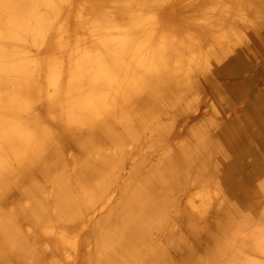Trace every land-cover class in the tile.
I'll list each match as a JSON object with an SVG mask.
<instances>
[{
    "label": "rangeland",
    "instance_id": "374dc122",
    "mask_svg": "<svg viewBox=\"0 0 264 264\" xmlns=\"http://www.w3.org/2000/svg\"><path fill=\"white\" fill-rule=\"evenodd\" d=\"M42 1L40 3H43L47 11L45 16L48 25L46 28L37 25L39 29L36 27L34 31L32 30V34L28 30L27 41L22 46V54L24 53L27 56L26 59L31 61L28 63L30 71L27 75L38 79L36 80L38 85L45 81L47 83V79L55 70V63L52 65L43 62L42 57L39 56L40 52L46 51L53 43L54 33L57 30L69 31L72 26L69 24L71 18H67V25L61 23L63 13L51 7L45 0ZM187 1L190 2L189 5L185 4V8H179L182 11L181 14L177 11L165 10L169 15L165 13L157 15L154 25L156 31L160 28L161 32L167 34L165 37L171 43L181 38L179 34L182 38L186 37L188 32H192L188 29L195 28V34L201 37L199 44L185 55L169 56L170 60L164 63L166 64L165 72L149 70V72L136 71L128 72V74L133 75L131 85L140 89L143 85V77L151 79L157 73L156 75H161L158 78L160 79L168 72L176 70L178 75L180 74V77H177L180 81L174 82L175 84L171 83L170 86L174 87L179 84L180 91L187 92L185 87H191L194 81L199 80L200 77L196 76L199 73L202 77L199 82L201 88L197 89L195 94L202 105L192 103L186 113L182 114L177 109L179 105L170 102L162 109L166 115L163 125L159 124L163 120L155 121L147 124L145 130L139 133L138 138L122 139L120 131L126 123L115 121L113 114H123L127 117L129 114L127 109L119 110L120 106L115 103L112 111L107 110L112 113L110 115L103 109L99 111L95 106L96 100H90L88 96L91 93L89 90L101 96L100 84L112 85V87L122 85L127 89L123 84L125 78L123 79L119 72L114 70L116 69L115 63H111V70L114 72L111 74L113 77L110 83L102 81L96 85L92 81H83L80 84L76 82L72 84L75 90L67 86L66 128L58 124L59 120L48 119L46 107H40L38 114L32 120L44 125L45 131L41 130L43 134L47 136L49 133V136L58 138H55L52 145L47 147L41 146L39 141L30 139L23 151L32 150L37 158L29 167L26 179L28 184L19 193L18 197L21 201L16 195H11L7 203L0 200V214L3 216H10L12 207L25 204L36 207V210L40 208V218L30 221L23 220L22 226L17 227L22 233L18 239H13L8 243L9 249L5 248L6 244L2 245L0 242V264H148L147 262L150 263L149 260H151L148 258L157 257V254L151 257V251L157 249V246L161 251L167 249L170 257L173 254V257L180 256L185 261L189 259L187 257L188 248H184L187 244L185 241H190L192 238L196 246L197 244L198 247L200 246L199 256L194 257L196 264L198 262L208 264L213 260L212 264H264V240H260L262 239L260 235L264 237V220L243 221L246 213L250 214L251 208L256 214L260 213V209L264 208V201L263 206H260L253 198H248L249 200L232 215L231 224L223 222L217 224L222 235L218 236L216 233L218 238L216 234L215 237L211 235L212 238H210L211 225L218 221L219 210L217 209H223L227 205L226 194L229 191L227 190L226 193L217 181L209 180L205 183L201 173L195 175L192 172L194 166L205 162L206 160H203L210 157L208 155L213 146L203 142L205 145L201 144L203 148L201 151L197 150L195 154L191 153L189 146V143L193 142L190 140L192 137L190 130L196 127L197 116L206 114L209 109L212 112L216 107L217 113L209 116L210 112L203 117L222 121L219 127L215 123L210 127L216 144L225 141L230 125L236 126L234 128L241 131H238L240 138L245 139L242 143L247 147L249 154L244 155L239 152L235 156L232 154L231 161L240 169L239 173L245 171L248 173L247 170L250 169L253 170L254 177L257 176L260 181L261 176L264 178V167L261 172L257 168L264 162L260 159L258 160L260 165L254 164V158H260V152L255 153L252 147L259 143L256 139L253 140L250 134L251 131H258L260 143L264 148V123L261 122L264 119V111L260 112L255 109L258 102H263L264 107V0H202L203 2L195 0L198 2L197 7L191 0ZM36 2L38 1H34L33 4L35 5ZM161 2L164 5L171 3L170 0H161ZM74 4L75 9L82 6ZM19 7L17 3L8 5L0 0V37L5 41L3 45L5 49L0 53V58L13 54L12 34H10L13 32H10L11 25L8 20L11 18V13L17 12ZM220 7L224 13L219 11ZM51 8L54 11L51 12ZM185 9H189L191 14L189 15ZM202 20L208 21L205 22V29L195 25L196 22ZM169 24L172 28H169ZM33 25L36 24L33 23ZM39 30L45 35L43 33L40 34L43 36L38 35ZM174 30L178 31L177 34L168 36ZM33 33L37 35L34 36ZM143 34V31L139 30V35ZM156 35L157 32L153 41ZM82 37L71 39L69 42L71 47L82 49L84 42L81 41ZM35 38H37L36 41ZM42 38H44L43 41ZM36 42L38 44H35ZM243 42L249 46L244 48L247 44L244 45ZM245 57L249 62L243 64L242 60ZM139 64L141 63H135L133 66ZM140 66H142L141 69L147 68L144 64ZM91 70L94 71V69ZM149 74L151 77L147 76ZM137 77L139 79L136 81ZM234 78H237L238 83L244 85L245 88L239 94L231 88V83L236 81ZM148 84V88L157 94L155 89L158 85ZM147 86L142 88L146 87L145 92L139 94V98L142 97L141 94L147 92ZM44 88L49 87L44 86ZM166 93L171 94L172 91ZM117 94H122L120 96L122 98L125 97L121 92ZM139 101L138 99L137 102ZM255 101H258L257 105L252 106L251 102ZM124 106L129 107L125 104ZM72 107L83 108L74 115L70 111ZM114 107H118V111L116 108L114 110ZM241 118H247V120L242 121ZM247 121L248 125L245 124ZM31 128L34 129V126ZM89 129L93 131L87 132ZM157 130L163 133L164 139L161 141L155 140L158 137ZM193 131L195 132V128ZM85 139L91 141L88 146L81 145ZM228 149L232 150V148ZM171 158H173V163L168 166L167 161ZM154 160H157L156 167L163 171L162 181L157 182L144 198L132 197L128 193V186L131 183L137 184V179L145 184L143 178L147 179L148 175L153 173V171L149 172L151 167L147 165V162ZM102 165L105 168L104 171L101 168ZM190 175L198 179H191ZM233 178L236 177L233 176ZM251 186H253L251 189L255 191L260 189L258 180L255 185L251 184ZM165 193H168L167 199ZM153 198L166 199V207L161 209L159 207L151 218L141 221L147 231L140 228L143 231L140 233L142 234L140 240L129 238L126 227L131 224L134 227V220L144 217L140 215L143 207ZM126 199L129 200L128 206L124 205ZM246 229L247 234H245ZM252 229L255 231V236L252 235ZM240 233L243 235L239 236ZM248 234L253 237L246 238ZM249 245L252 246L253 251L248 249L251 248ZM213 257L216 258L213 259ZM200 258L202 261L204 259V263Z\"/></svg>",
    "mask_w": 264,
    "mask_h": 264
},
{
    "label": "bare ground",
    "instance_id": "6f19581e",
    "mask_svg": "<svg viewBox=\"0 0 264 264\" xmlns=\"http://www.w3.org/2000/svg\"><path fill=\"white\" fill-rule=\"evenodd\" d=\"M3 1L8 5L17 3V5H20V7L18 8L17 12L11 13V18H9L8 20L9 24L11 25L10 32H13L10 33L12 34L11 43L13 46V54L11 53L4 58H0V200L7 203L11 198V195H16V197H18L22 188H24L26 184H28L26 179L29 167L32 166L35 158H37L36 153L32 152V150H27L26 152L23 151V148L27 146V143L30 141V139L37 142L39 141V144H41V146L47 147L58 138L49 136V133L47 136L43 134L41 130L43 129L45 131L44 125L32 120L33 117L38 114L40 107H46V110L48 112L46 115L48 119H51L52 121L57 119L59 120V125L64 128L67 127V86L69 87V89H73L72 84L76 82H79L80 84L83 81H92V83L96 85L100 84L102 81H107L108 83H110V80L113 77L111 74L114 72V70L118 71L120 76H122L123 79L125 78L123 80V84L126 85L127 89L123 88L122 85H116L112 87V85L100 84V92H102L101 96L96 95L97 93L93 90H89L91 93L88 96L90 100H96L95 106L99 111L101 109L105 111H112L113 105L115 103L120 106H118L119 110L127 109L126 111L129 112L127 117L123 114H113L115 116V121L126 123L121 127L120 138L122 139L138 138L141 130H145V126L147 124L153 123L155 121L161 122L163 120L162 123H159L160 125H163L166 115L162 109L164 105H168L170 102L177 103L179 105L177 109L182 114L186 113L188 107L192 103H201V101L198 100L199 97L195 94L197 89L201 88L199 82L202 77L199 73L196 76H199L200 79H197L196 81H194V79L191 80V83L194 81L191 84V87H185L187 89V92H181L179 89V84L174 87L173 85L170 86L171 83L180 81L177 79V77H180V74L178 75V71L176 70L168 72V74L160 79L158 78L161 75H156L157 73H155L154 77H151L150 74L147 75L148 77H151V79L143 77V85L140 86V89H137L136 87L131 85L130 81L133 80V75L129 76L128 74V72L139 71L141 73V71L149 72V70L152 72H165L164 69L166 67V64L164 63H167L168 60H170L168 59L169 56H172L173 54L175 56H179V54L185 55L188 53V51H191L192 48H195V45L199 44V40H201V37L195 34V28H189L188 31L192 32H188V36L186 37L182 38V35L179 34L182 38L181 41H179L181 39L180 38L179 40L171 43L165 37L167 36V34H165V32H161L160 28L156 31V27L154 25V22L157 19V15H161L162 13L169 15V13L165 12V10H169L171 12L177 11L178 14L179 12L181 14L182 11L179 10V8H185V4L189 5L190 2L188 3L187 0H170L171 3L169 5H164L161 0H45L51 7L56 8L63 13L61 23L67 25V20L71 18L69 19V24L72 26L69 31L57 30V32L54 33L53 43L50 44L49 48L47 47L48 49L46 48V51L40 52L39 56L42 57L43 62L48 64L55 63V70L50 75L49 79H47V83L45 81L41 83V85L37 84L38 82L36 80L38 79H35L34 76L27 75V72L30 71V68L28 69V63H30L31 61L26 59L27 56L24 53L22 54V46L24 45V42L27 41L28 30H30L29 32H31L30 34H32L34 29L36 27L38 28V26H41V28H46V26L48 25L46 20L47 18L45 16L47 14V11H45L43 3H40L41 0H37L40 4L36 2V7L33 4L36 0ZM203 1L201 0V2ZM191 2H194V5L197 7L196 3H198L199 0L198 2H196L195 0H191ZM74 3L80 4L82 6L79 9H75ZM188 5L186 7H188ZM165 6L167 8H165ZM50 10L52 12L53 9L51 8ZM185 10L189 15L191 14L189 9ZM219 11L224 13L221 7ZM177 17L179 18V16ZM205 22L208 21H198V23L196 22L195 25L199 26L202 29H205ZM33 23H35L36 25H33ZM169 28H172V26L170 27V24ZM139 30L143 31L144 34L139 35ZM156 32L157 35L155 41H153ZM177 32V30H174V32L168 34V36L175 33L177 34ZM34 33V36L37 35ZM42 33L43 31H40L38 35ZM43 35L45 34L43 33ZM78 36H83L81 41H84L82 43L83 47L80 50L71 47L69 43L71 39L74 40ZM37 38H35V41L37 40ZM43 40L44 38H42V41ZM245 42H243L244 45L247 44ZM43 43L44 42H42V44ZM4 44L5 41L1 40L0 37V53H2L5 49V47L3 46ZM35 44L38 43L36 42ZM248 46L249 45L247 44L246 46H244V48H247ZM37 49H39V47ZM248 62L249 60L246 57L242 60L243 64ZM111 63H115L116 69L111 70ZM135 63L141 64L133 66V64ZM143 64L147 67L146 69H141L142 66L140 65ZM148 66L151 68H149ZM91 69H94V71H92ZM89 70L91 72H89ZM217 77L219 76L217 75ZM138 79L139 77L135 78L136 81ZM234 79L236 81L231 83V88H234L239 94L243 92L245 88L244 85L238 83L237 78ZM148 83L152 85H158V88L155 89L157 94L154 90H150L148 88ZM145 85L147 86V92L145 94H141L142 97L139 98V94L141 92H145L146 87L145 89H142ZM44 86H48L49 88L46 89L44 88ZM73 90H75V88ZM168 91H172V93L167 94L166 92ZM118 92L123 93L125 97H120L122 94H117ZM138 99L140 100L139 102H137ZM257 102L258 101L251 102L252 106L257 105ZM124 104L129 107H125ZM200 105H202V103ZM262 105L263 102H258V105L255 109L263 112L264 107ZM118 107H114V110L115 108L117 110ZM82 108L83 107H72L70 111H72L73 114L76 115V112L78 110H81ZM210 112L211 109H209V112H207L206 114H198L199 116H197V119L195 121L196 127H193V129L195 128V132L193 131V129L192 131L189 129L192 136L190 140L193 141L189 143V146L191 148L192 154H195L197 150L201 151V148H203L201 144L205 145L204 143H206L207 145L210 144L213 146V148L209 152L210 155H208L210 157L207 159L203 158V161H206L202 163L200 162L197 166H194L192 172H194L195 175H199L201 173L203 175L205 183L209 182V180H214L217 181L218 184L223 186L226 193L227 190L229 191L228 194H226L227 205L225 207L223 206V209H217L219 210L218 221L215 222L214 220L215 223L211 225V228L209 230L210 238H212L211 235L215 237L216 233L218 234V236L222 235L217 224L222 222L231 224V221L233 222L232 215L235 214V212H237L236 210L238 208H241V205H243L250 198H253L256 203H258L260 206H263L264 178L263 176H261L260 181L257 176L254 177V172L250 169L247 170L248 173L246 171L243 173L238 172V170L240 169L231 161V158H233L231 155L234 154L235 156L238 152L244 155L249 154L247 147H245L242 143L245 142V139L240 138V135L238 133L239 130L237 131L234 128L236 126L230 125L228 136L226 135L225 141L221 142L220 144H216L215 138H213V135L211 134L212 130L210 129V127L213 123H215V125L219 127L220 124H222V121L218 122L213 118H203L206 117ZM212 113H217L216 107L212 110L209 116ZM68 114L69 116H71L70 113ZM108 114L111 115L112 113L108 112ZM241 120L246 121L247 118H241ZM261 122L264 123V119ZM245 124L248 125V121L245 122ZM31 125L34 126V129L31 128ZM91 130L92 129H89V131L87 132H91ZM94 132L96 131L94 130ZM157 132L158 137L155 140H163V133L159 130H157ZM257 132L251 131L250 134L251 138L253 140L256 139V141L259 143V145L254 144L252 148L255 153L260 152V158H254V164L260 165V163H258V160L261 159L264 162V148L260 143L259 135ZM195 137L196 139H194ZM60 138L63 139L62 137ZM90 142L91 141H89V139H85L84 141H82L81 145L88 146ZM228 148H232V150ZM34 155L36 156L33 157ZM157 155L159 154L157 153ZM172 159L173 158H171L169 161L166 160L168 166L173 163ZM156 163L157 160L147 162V165L149 164V167H151V170L149 172L153 171V173L148 175L147 179L143 178L146 186L144 187L145 184L137 179V184L133 185L131 183V185L128 186L127 190L129 191V195L136 199H142L147 194H149V192L152 190V187L155 186L157 182L162 181L164 174L163 171L156 167ZM263 167L264 163L263 165L261 164L259 167H257L259 168V172L263 171ZM101 168L102 170L105 169L103 168V165L101 166ZM233 176H235L236 178H233ZM190 177L191 179L197 178L196 176L191 175ZM257 180L258 184L260 185V189L258 191H255L251 189L253 187L251 186V184L255 185ZM174 183H176V181ZM249 186L251 187L247 189V187ZM33 188L35 189V187ZM167 194L165 193V198ZM18 198L21 201V198ZM166 199L163 200L153 198L145 203L140 214L144 215V217L142 219L134 218L135 226L132 227L131 224L129 227H126V233L129 234V238L136 240L141 239L140 235L142 234L140 233L143 232L141 229L144 228V230L147 231V229H145V226L142 225L143 222L141 221L146 218H151L152 214L155 213L159 207L160 209L164 206L166 207ZM128 202L129 200L126 199L124 205L128 206ZM11 209L12 212L10 216H3L2 214H0V242L2 243V245L6 244V249H9L8 243L13 239H18L19 235L22 233V231H20L17 227H21L24 221H30L32 219L38 220L41 213L40 208L39 210H36V207L25 204H23V206L19 205L12 207ZM263 209L264 208L262 207V209H260V213L256 214L254 212V209L251 208V211H249L250 214L246 213V215L244 216L245 219L243 221L250 222L256 219L264 220ZM245 232H243V234ZM254 232L255 231L252 232V235L254 234ZM203 233L204 232L202 231V234ZM247 233L248 231L245 234ZM243 234L240 233L239 236ZM258 234H256V236H259ZM252 235L248 234V237H246V235H244V237L250 238L249 236L253 237ZM260 237H262V239L260 240H264L263 236L260 235ZM192 239H190V241L186 240L185 242L187 244L185 245V242H182L184 248H188L190 254L187 251L185 252L188 253L187 257L189 259H185L184 261L182 260V258H180V256L173 257V254L170 257V252H167V249L161 251V249H159L157 246V249L151 251V257L155 254H157V257L154 256L153 258H148L151 260H149L150 263H147L196 264V262L194 261V257L196 255L199 256L200 246L198 247V244L196 246V242ZM225 240L226 239H224V241ZM241 240L243 241V239ZM251 245H249L251 248H247L252 250ZM258 245L260 247L259 243ZM234 252L236 253V251ZM208 256L210 255L208 254ZM179 258L181 259V261L179 260ZM214 258L216 257H213V259ZM200 260L202 263H204V259L202 261V259L200 258ZM212 263H214V260Z\"/></svg>",
    "mask_w": 264,
    "mask_h": 264
}]
</instances>
